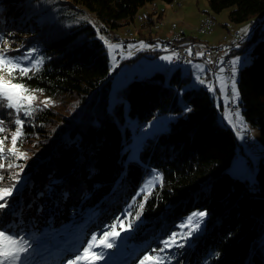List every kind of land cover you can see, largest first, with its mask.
Returning <instances> with one entry per match:
<instances>
[{
  "label": "trees",
  "instance_id": "1",
  "mask_svg": "<svg viewBox=\"0 0 264 264\" xmlns=\"http://www.w3.org/2000/svg\"><path fill=\"white\" fill-rule=\"evenodd\" d=\"M158 1L171 4L174 0H70L67 5H78L94 14L101 30L109 32L134 22L142 8ZM29 2L0 0V36L8 41L7 55L15 58L35 50L43 58L39 71L29 73L31 78L13 81L23 83L37 97V111L29 120L23 118L26 139L22 138V145L18 140V147L22 149L29 139L43 134L50 123L53 127L68 117L71 121L54 143L41 148L40 158L31 167L37 165L31 171V183L24 188L28 212L13 216L15 229L5 227L7 231L21 230L24 237L38 233L47 240L60 235L56 242L64 250L85 245L92 235L114 224L126 206L134 204L152 167L161 171L162 186L157 185L146 200L141 232L127 241L122 264H140L149 250L157 255L162 228L170 232L198 210L208 216L205 232L193 247L183 249L181 256L174 255L178 250L167 254L166 264H264V154L258 160L254 183L228 172L239 144L236 133L219 121L223 105L218 106L204 88L181 92L180 83L186 79L181 80L179 72L178 79L174 75L169 83L163 74L156 73L135 78L120 89L116 116L109 108L115 74L98 29L92 24L69 28L61 23V27L46 24L31 17ZM208 3L216 14L231 9L233 23L264 13V0ZM154 17L162 19L156 6L146 19L153 25ZM246 52L251 61L239 72V109L244 120L258 129L264 143L261 27L230 56ZM33 63L28 61L27 66ZM45 100L52 104L45 106ZM126 107L141 127L155 115L174 117L170 130L148 140L136 159L127 149L134 134L130 123L125 126ZM188 108L191 111H186ZM6 117L13 127V111ZM145 227L149 230L144 233ZM49 250L42 248L44 253ZM73 256L67 252L65 258L55 257V264ZM32 257L25 253L21 264H30Z\"/></svg>",
  "mask_w": 264,
  "mask_h": 264
},
{
  "label": "rangeland",
  "instance_id": "2",
  "mask_svg": "<svg viewBox=\"0 0 264 264\" xmlns=\"http://www.w3.org/2000/svg\"><path fill=\"white\" fill-rule=\"evenodd\" d=\"M27 1H30L28 4V13L35 19L42 20L43 22L45 21L46 24H57V26L60 27L61 25L59 23H61L66 28L72 26L77 27L84 24H92L98 29L100 39L101 37H104V39L108 40L111 44L123 46V50L117 49L114 53H111L108 47L105 45L104 40L101 39L105 48L107 49L109 64L111 66L112 72L115 74L113 87L110 94L109 108L110 111L116 116L117 112L114 110L115 105L120 101L118 93L120 89L126 87L128 83L135 78H147L159 73L163 74L166 82L169 83L173 76H176V73L179 72V77L182 78L181 80L186 79L185 83H180L181 92L201 88L206 89L210 95L215 98L216 104L218 106L220 104L223 105V109L219 110L218 115L220 123L232 129L237 136L239 144L237 148V154L234 157L228 172L237 178H242L243 180L249 181L251 184L256 181L258 160L262 154H264V143L258 129L252 127L244 120L242 112L239 109V99L234 100L232 97L230 77L226 76L225 69L222 67L224 69L222 73L219 71L217 74H212L209 68L202 63L182 64L177 63L174 60L169 63L168 61L162 60L161 57L166 55L173 56L170 52H167L165 49H163V40L166 38L167 34L172 31L174 32L175 30H184L186 36H189L188 38H190V36H198L201 38V40H205L210 44H218L238 36L243 37L245 34H249L254 29V25L260 26L261 29L264 30V13L258 14L242 23H233L229 19V12L231 9H226L220 14H216L211 10L208 0H174L171 4L158 1L153 6H156L158 14L162 15L161 20L158 21L154 17V21L156 22L152 25L151 21L146 19V16L151 12L153 6L151 4L146 5L139 11L134 22H129L119 29L109 31V35L116 36V39H110L106 37V31L104 32L101 30V24L98 22L94 14L86 11L84 8L78 5L74 7L68 4V6L67 3L70 0ZM207 18L212 19L214 22L212 31L208 33L199 32L197 30L198 27H200V25L205 20H207ZM141 42L151 47L145 49H132L131 55L129 56V47L132 45H139ZM231 59L232 61L239 59V65L235 77L237 86L240 69L250 63L251 54L249 52L235 53ZM196 66H201L203 68V72L198 73V68ZM197 74H199L204 80L203 84L196 80ZM5 78L10 79V77L7 76H5ZM176 79H178V76H176ZM222 87L224 89L223 91ZM35 103L36 100L33 102V106ZM8 111L12 110L0 107V120H3L4 124L6 125L5 131L0 133V137L6 136L8 138L5 140L4 145L5 158L0 159V163L5 164V169L0 170V172H2L5 176V181L2 182L5 185L10 183L8 177L13 173L19 174V183L16 184V190L8 200V207L0 211V229L6 231L7 228L15 229L16 225L15 223L13 224V220L11 219H15L14 217L19 215L20 212H28V210L24 208V188L26 185L31 183V171L33 168H36L37 165L33 166V168L31 167L32 164L38 158H40L41 148L45 145H48L49 143H54L59 137L60 132L69 127V123L71 121V119L68 117L66 119L69 120H64L53 127H51L50 123L45 128V132L43 134H37L35 137L29 139L28 144L21 146L22 149L18 147L20 152L27 154V159H15L6 155L8 150L11 148V133L14 132L18 127L15 125V123L13 127L9 124L6 117ZM237 113H239V117L242 118L243 124L241 123V119L237 118ZM29 117L30 116H25L23 112H21L19 118L21 120H23V118H28L27 120H29ZM173 118V115L168 114H163L161 116L156 115L151 118L145 126L141 127L139 123L140 121L137 118H132L129 116L128 108L126 107L125 126H128L130 123L129 129L134 134L132 141L127 147V149H130V157L133 159L138 158L144 144L148 140H152L156 135L162 132H168L170 130V123L173 121ZM229 120H231L232 123H229ZM233 124H235L236 127H233ZM32 127L33 126H31V128ZM13 129L14 131H12ZM22 131L24 135V124ZM248 132L251 133L252 142L255 143V147L253 149H250L248 143L246 142ZM24 137L26 139V136ZM66 141L70 142L71 140L69 137H66ZM20 145H22V143ZM9 162L14 165L11 170L7 168V164ZM15 165H21L22 167H15ZM149 181H152L151 185H149ZM161 181V178L158 177L153 170L148 171L145 181L142 183L137 192L134 204L131 208L125 209L114 223L117 224V222H123L124 227L127 228L128 223L131 222L130 230L123 231L120 229L119 224H117L116 230L120 231V237L117 240L112 241L114 244L113 248L103 250L105 253L104 259L98 261L97 264L123 263L128 251L126 245L127 241L130 238L136 236L137 233L141 232L143 210L141 211L138 205L143 204L144 207L146 200L152 193L153 189L157 185L161 186ZM196 212L203 211L198 210L193 213ZM138 213L139 217L137 218ZM193 213L185 216L183 220L177 224L174 230L167 232L166 228L163 227L159 232L160 236L157 239V245L159 247L158 255L165 257L166 262L168 259L167 254L178 250L174 253V255L176 257L181 256L184 251H187L189 247H193L197 243L196 238L205 232L208 220L207 215L203 218V223L200 225V229L194 232L192 236L187 237L186 240H180V237H177L181 243H184L185 246L183 248L171 247L167 250L160 251L163 248L162 242L164 240L169 239L173 234L187 233L190 231V227L187 226V219ZM19 221L22 223V218H20ZM181 225H185V227H181ZM111 226L107 227L103 232L96 234L95 236L100 239L105 232L111 230ZM145 231L146 230H144V232ZM7 232L9 233V231ZM21 232V230H18L16 233L13 232L12 234L19 236L22 235ZM166 232L167 234H165ZM59 236L60 235H56L52 240L43 239L41 238V234L38 233L24 237L31 245L27 252L29 253V256H33L30 260V264H55V257H64L63 253L66 250L62 248L60 242H56L57 240L60 241ZM85 246L86 244L75 245L73 248H70L68 252L71 253V255H74V258L78 251L82 250ZM43 247H49L50 250L44 253L42 252ZM96 250L100 251L101 249ZM148 254H151L150 250L145 255ZM69 260L65 261L63 264H67Z\"/></svg>",
  "mask_w": 264,
  "mask_h": 264
},
{
  "label": "snow or ice",
  "instance_id": "3",
  "mask_svg": "<svg viewBox=\"0 0 264 264\" xmlns=\"http://www.w3.org/2000/svg\"><path fill=\"white\" fill-rule=\"evenodd\" d=\"M105 45L108 47L111 53H114L117 49L123 50L122 45H114L111 44L108 40L104 39ZM8 41L0 36V107L12 110L15 113L14 123L18 127L14 132L11 133V148L7 152L8 157H12L15 159H27V154L20 152L18 150V140L22 143L23 138V124L24 121L21 120L20 113L23 112L25 116H32V114L37 111V109L33 106V102L37 99L36 95L29 92V90L25 87L23 83L13 81L18 80L19 77L29 76L30 72L39 71L40 67L43 64V58L36 55L35 50L29 51L22 56L19 57H9L7 53L10 51L6 45ZM151 47L149 45L141 42L139 45H132L129 47V56L131 55L132 49H145ZM189 55H191V51L189 50ZM174 56H178V54H173V56H162L161 59L172 62ZM34 60V63L31 67L27 66L28 61ZM231 68V93L234 100L239 99V91L236 86V73L239 65V59L233 60ZM198 68V73L203 72V68L201 66H196ZM224 71L223 68L220 69L222 73ZM5 76L10 77V79H6ZM222 79V78H221ZM196 80H198L201 84L204 83V80L201 78L199 74L196 75ZM222 87V91H223ZM45 106H49L52 104V101L45 100L42 102ZM186 111H191L190 108L186 109ZM237 118L239 117V113L236 114ZM241 123L243 124L242 118ZM229 123H232L229 120ZM233 127H236L233 124ZM6 125L3 120H0V133L4 132ZM239 135V133H238ZM242 138V137H241ZM8 139L6 136L0 137V159L5 158V140ZM14 165L9 162L7 164V168L11 170ZM15 167H22L21 165H15ZM5 169V164L0 163V170ZM18 173H13L8 177L10 183L5 185L2 183L5 181V176L2 172H0V211L8 207V200L13 195V192L16 190V184L19 183ZM151 185L152 181L148 182ZM139 209L143 210V204L138 205ZM207 215L206 212H196L193 213L187 219V226L190 227V231L187 233H179L173 234L169 239L164 240L163 248L160 251L167 250L171 247L183 248L185 245L181 243L180 240H186L187 237H190L194 234V232L200 229V225L203 223V218ZM139 217V213L137 214V218ZM119 227L123 231H128L131 228V222L128 223V227H124L123 222H117ZM117 224H113L111 226V230L105 232L103 236L98 239L97 236L93 235L91 237L90 242L86 244V246L78 251L76 256L69 260L67 264H97L98 261L104 259V251L106 249H111L114 247L112 241L117 240L120 237V231H117ZM181 227H185V225H181ZM180 237L178 240L177 237ZM31 245L24 238L23 235H13L8 233L6 230L0 229V264H21V260L24 257V254L28 252ZM96 249H101L97 251ZM156 250H153L155 252ZM140 264H166V258L160 255H152L148 254L141 259Z\"/></svg>",
  "mask_w": 264,
  "mask_h": 264
},
{
  "label": "built area",
  "instance_id": "4",
  "mask_svg": "<svg viewBox=\"0 0 264 264\" xmlns=\"http://www.w3.org/2000/svg\"><path fill=\"white\" fill-rule=\"evenodd\" d=\"M211 26H213V24H202L198 28H202L205 32H208ZM259 27L260 26L255 27L254 30ZM106 37L110 38L109 35H106ZM244 40H246V36H238L237 41H235L234 44L224 43L219 46L211 47L203 43H196L188 37H181L180 34L177 36L176 40L164 39L163 49L170 52L172 55L178 54V56H174L173 58L177 63L208 62L211 67H214L216 74L219 73L220 69L223 67L226 76L231 77L232 56H230V53L234 48L239 47ZM189 50L191 51V55H189ZM246 142L251 149L249 137L246 138Z\"/></svg>",
  "mask_w": 264,
  "mask_h": 264
},
{
  "label": "bare ground",
  "instance_id": "5",
  "mask_svg": "<svg viewBox=\"0 0 264 264\" xmlns=\"http://www.w3.org/2000/svg\"><path fill=\"white\" fill-rule=\"evenodd\" d=\"M202 24H213L214 25V22L212 21V19L210 18H207V20H205ZM201 24V25H202ZM257 27V25H254V28ZM212 28L213 26H211V28L209 29L208 32H211L212 31ZM199 32H202V33H208V32H205L202 28H198L197 29ZM181 34V37H188L186 36L185 34V31L184 30H175L170 36L166 37L165 39H168V40H176L177 39V36H179ZM105 35H109V34H105ZM110 38H116V36H112V35H109ZM237 38L238 37H235L231 40H226V41H223L221 44H224V43H227V44H234L235 41H237ZM192 40V39H191ZM195 41V40H194ZM196 43H202V42H198V41H195ZM203 44H206V43H203ZM207 45V44H206ZM220 45V44H219ZM218 45V46H219ZM209 46V45H207ZM202 64L206 65L209 70L212 72V74H216L215 73V70H214V67H211L208 62H201ZM184 64V63H183ZM248 137L250 139V144H251V149H253L255 147V143L252 142V135L250 132H248Z\"/></svg>",
  "mask_w": 264,
  "mask_h": 264
},
{
  "label": "crops",
  "instance_id": "6",
  "mask_svg": "<svg viewBox=\"0 0 264 264\" xmlns=\"http://www.w3.org/2000/svg\"><path fill=\"white\" fill-rule=\"evenodd\" d=\"M253 32H254V29H253L252 32H250L249 34H245V36H246V37H249ZM172 33H173V31L170 32L169 34H167L166 37L170 36ZM190 38H191V39H194V40H197V41H202V42L204 41L203 43L206 42V44H208L209 46L212 45L211 47L217 46V45H219V44L222 43V42H220V43H218V44H210V43H208V42L205 41V40H201V38H199L198 36H197V37H196V36H190Z\"/></svg>",
  "mask_w": 264,
  "mask_h": 264
}]
</instances>
